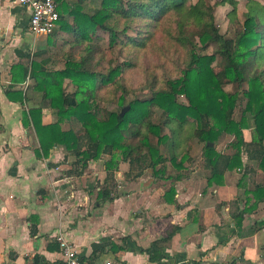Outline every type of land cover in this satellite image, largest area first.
<instances>
[{"label": "trees", "instance_id": "trees-1", "mask_svg": "<svg viewBox=\"0 0 264 264\" xmlns=\"http://www.w3.org/2000/svg\"><path fill=\"white\" fill-rule=\"evenodd\" d=\"M52 1L59 19L48 36L65 33L69 36L65 42L82 50L79 61H67L60 71L45 68L47 61L39 62L36 56L30 67L16 66L21 73L19 82L32 79L34 91L41 93L42 100L57 116L55 123L43 125L40 108H31L25 114V125L31 124L37 136L38 155L46 158L54 148H63L75 158L68 174L76 176L86 172L103 155L109 157L104 163L106 178L97 193L99 203L113 198L111 185L119 162L116 152L120 153L121 161L130 164L147 158L153 170L169 161L176 173L165 176L171 185L163 199L176 205L174 183L186 175L183 163L189 159L186 155L189 141L197 139L203 143V167L209 170L210 183L227 171L241 169V153L248 145L244 133L250 121L257 167L264 173V5L246 0V17L241 22L236 0H217L213 6L207 0H75L73 6L65 0ZM226 5L230 7L226 16L233 31L231 38L220 33L214 19V8ZM100 32L107 35L110 47L120 45L135 53L151 49L161 36L184 53V68L176 79L165 82L166 88L153 91L148 99L130 102L124 116H120L121 111H103V117L99 118L95 111L97 102L114 101L104 93L111 90L115 94L121 89L122 73L119 66L107 73L92 69V63L103 55ZM211 46L216 47L215 52L206 53ZM43 55L44 52L40 56ZM65 81L74 88L73 92H67ZM233 84H246L241 97L225 90ZM6 95L22 105L26 99L21 91L13 92L10 87ZM243 100L240 118L235 120V110ZM158 112L160 121L155 123ZM63 124L68 129H63ZM162 129L168 133L164 134ZM222 134L233 137L230 155L215 149ZM150 136L156 138V144ZM160 146L167 152L168 161ZM155 174L162 176L164 170H155ZM250 194L254 205L240 212L237 225L246 212L264 201V185H256ZM253 228H264V220L256 222ZM177 230L174 227L165 238L154 243L158 251L168 246ZM158 251H146L151 262L161 258Z\"/></svg>", "mask_w": 264, "mask_h": 264}, {"label": "crops", "instance_id": "crops-1", "mask_svg": "<svg viewBox=\"0 0 264 264\" xmlns=\"http://www.w3.org/2000/svg\"><path fill=\"white\" fill-rule=\"evenodd\" d=\"M65 1L70 6L76 2ZM28 24L29 11L0 0V264H60L59 234L85 262L264 264V228H253L264 220V201L237 225L240 212L254 205L250 192L264 185L250 133L241 169L209 183V170L196 164L174 183L176 205L164 201L167 189L161 176L151 181L123 161L114 172L123 191L112 194L111 201L93 202L89 193L98 184L99 191L105 181L106 155L76 176L68 174L75 158L63 148H54L46 158L37 154V136L31 124L25 125V114L40 108L43 125L55 123L57 116L34 91L32 79L19 82L16 66L30 67L36 56L49 69L51 52L69 36L34 37ZM9 87L26 95L23 105L7 97ZM196 161L189 158L186 164ZM174 227L178 230L168 246L158 251L154 243ZM146 251H158L161 258L151 262Z\"/></svg>", "mask_w": 264, "mask_h": 264}, {"label": "rangeland", "instance_id": "rangeland-1", "mask_svg": "<svg viewBox=\"0 0 264 264\" xmlns=\"http://www.w3.org/2000/svg\"><path fill=\"white\" fill-rule=\"evenodd\" d=\"M217 0H207V2L213 6ZM238 2V18L242 22L246 17V9L245 4L246 0H236ZM262 5H264L263 0H257ZM230 11V7L228 5L223 7H215L214 8V19L217 28L219 29L220 33L227 38H231L233 36V31L229 25L227 13ZM103 41L100 43L101 51L103 52L99 58L96 59L95 62L92 63V69L96 72L107 73L109 69L119 66L122 69V73L120 77V87L121 89L117 91L115 94L110 92L111 90L104 93L110 99H114L112 103H104V102H97V108L95 111L99 118H102L103 111H113L118 112L121 111L123 107L128 106V104L134 100H144L151 97L153 91L159 90L160 88H166V81L176 79L180 76L184 68V63L182 61V57L184 53L176 50L171 44L166 43L165 40L158 36L156 41L151 49L145 50L139 53L133 52L128 47H121L120 45L117 46H109L108 37L105 34H102ZM69 39V37H66ZM64 38V39H66ZM65 40H61V42L57 45L54 51L51 53L52 64L49 69L54 71H60L65 68L67 61H74L77 62L80 59L79 52L82 50V47H73L72 45L64 42ZM216 50L215 46H211L206 53L212 54ZM177 52V54H174ZM132 63V66L129 65ZM67 92H73L74 88L68 85V82L65 81V85ZM114 87H112L113 89ZM246 84L242 85H228L225 87V90L230 93H238L240 97L242 96V92L245 91ZM121 96L123 99H119L118 97ZM181 102L185 103V99L183 97H179ZM122 102V104H121ZM244 100L242 103L238 104L237 109L234 113V119L238 120L240 118L241 111L244 107ZM123 105V107H121ZM159 112L155 115L154 122L157 123L159 120ZM162 121V119H161ZM68 128V127H67ZM79 128V127H77ZM164 134L168 132L165 129H162ZM253 140L255 135L253 132V127L251 122L249 121V129L244 133L246 137V141L250 139ZM151 142L156 144V138L150 136ZM233 141V137L227 134H222L220 138L215 143V149L219 152H223L225 154L232 153V148L230 147V143ZM188 153L186 154L188 158L196 159L197 163H187V160L183 163V167L185 169L191 170L193 166L196 164L203 168V161H202V150H203V143L198 142L197 139H192L189 141L187 146ZM160 150L163 156L167 157V152L164 150L162 146H160ZM117 155V162L121 161L120 153L116 152ZM103 159H108V157L103 156ZM180 159V158H179ZM147 158L144 161L139 163H134L133 169L134 173L145 172V176L149 177V179H160V175L155 174V170L163 169L164 174L161 176L163 181L166 182L165 189L168 184H171L165 176L172 175L176 173L175 168L170 164L167 157V163L158 165L155 170H153L149 163L147 162ZM119 164V162H118ZM186 165V166H185ZM118 170V169H117ZM116 174V173H115ZM114 174V175H115ZM151 177V178H150ZM100 185V184H98ZM97 185V186H98ZM96 186V187H97ZM169 186V185H168ZM92 188L89 196H91L90 200L95 202L98 200L97 193L98 191L95 188ZM113 188V195L118 194L119 191H123L122 189L118 188L117 182L111 185ZM132 218L134 220V212L132 214Z\"/></svg>", "mask_w": 264, "mask_h": 264}, {"label": "built area", "instance_id": "built-area-1", "mask_svg": "<svg viewBox=\"0 0 264 264\" xmlns=\"http://www.w3.org/2000/svg\"><path fill=\"white\" fill-rule=\"evenodd\" d=\"M29 11L28 30L34 37L50 35L58 22L57 6L52 0H6ZM57 243L61 254L60 264H124L113 259H103L95 262L82 261L74 247L60 234Z\"/></svg>", "mask_w": 264, "mask_h": 264}, {"label": "water", "instance_id": "water-1", "mask_svg": "<svg viewBox=\"0 0 264 264\" xmlns=\"http://www.w3.org/2000/svg\"><path fill=\"white\" fill-rule=\"evenodd\" d=\"M128 106H126V107H124L122 110H121V112H120V116L122 117V116H124V114L127 112V110H128ZM209 146H213V144H208Z\"/></svg>", "mask_w": 264, "mask_h": 264}]
</instances>
